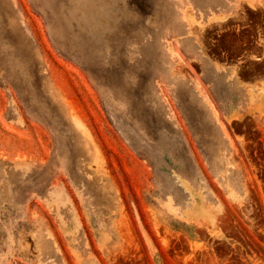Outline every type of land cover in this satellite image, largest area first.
I'll return each instance as SVG.
<instances>
[{"label": "rangeland", "instance_id": "obj_1", "mask_svg": "<svg viewBox=\"0 0 264 264\" xmlns=\"http://www.w3.org/2000/svg\"><path fill=\"white\" fill-rule=\"evenodd\" d=\"M247 13L0 0V264H264V83L207 50Z\"/></svg>", "mask_w": 264, "mask_h": 264}, {"label": "flooded vegetation", "instance_id": "obj_2", "mask_svg": "<svg viewBox=\"0 0 264 264\" xmlns=\"http://www.w3.org/2000/svg\"><path fill=\"white\" fill-rule=\"evenodd\" d=\"M237 21L239 23L222 30L223 33H216L215 37L210 39L207 50L210 51L213 62L230 72H235L242 85L264 83V16L247 13ZM214 75L217 77L214 85L216 89L230 87L227 82L228 75L223 77L219 72ZM262 87L264 88V84ZM242 88L244 89L243 86ZM254 130L248 129L250 134ZM262 155L264 178V129L263 153L254 150L252 157L261 162Z\"/></svg>", "mask_w": 264, "mask_h": 264}, {"label": "bare ground", "instance_id": "obj_3", "mask_svg": "<svg viewBox=\"0 0 264 264\" xmlns=\"http://www.w3.org/2000/svg\"><path fill=\"white\" fill-rule=\"evenodd\" d=\"M224 17L222 16L221 18H215L216 20H222ZM203 28L201 27L200 30H202ZM178 95H182L181 91H178ZM228 164H226L225 166H227Z\"/></svg>", "mask_w": 264, "mask_h": 264}, {"label": "crops", "instance_id": "obj_4", "mask_svg": "<svg viewBox=\"0 0 264 264\" xmlns=\"http://www.w3.org/2000/svg\"><path fill=\"white\" fill-rule=\"evenodd\" d=\"M246 89H247V90H248V92H249V90H250V89H249V87H248V86H246Z\"/></svg>", "mask_w": 264, "mask_h": 264}]
</instances>
